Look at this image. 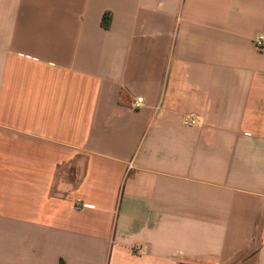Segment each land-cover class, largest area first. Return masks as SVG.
Instances as JSON below:
<instances>
[{"label":"crops","instance_id":"1","mask_svg":"<svg viewBox=\"0 0 264 264\" xmlns=\"http://www.w3.org/2000/svg\"><path fill=\"white\" fill-rule=\"evenodd\" d=\"M261 33L264 0H0V264H264Z\"/></svg>","mask_w":264,"mask_h":264},{"label":"built area","instance_id":"2","mask_svg":"<svg viewBox=\"0 0 264 264\" xmlns=\"http://www.w3.org/2000/svg\"><path fill=\"white\" fill-rule=\"evenodd\" d=\"M252 43H253V47L255 48V50H257L258 52H262V51H264V34L261 33V34L256 35V36L253 38ZM142 101H143V99H142L141 97L136 98V99L134 100V103H133L134 108H135V109H139V108H141V106H142ZM182 122H183V124H184L185 126H189V127H192V126H195V125H196V121H195V119H194L193 117H191V116H188V115L184 116ZM133 252H134V253H137V254L143 253V248L140 247V246H135V247L133 248Z\"/></svg>","mask_w":264,"mask_h":264},{"label":"trees","instance_id":"3","mask_svg":"<svg viewBox=\"0 0 264 264\" xmlns=\"http://www.w3.org/2000/svg\"><path fill=\"white\" fill-rule=\"evenodd\" d=\"M108 21H109L108 16H105V17H104V26H105V27H107V25H108Z\"/></svg>","mask_w":264,"mask_h":264}]
</instances>
